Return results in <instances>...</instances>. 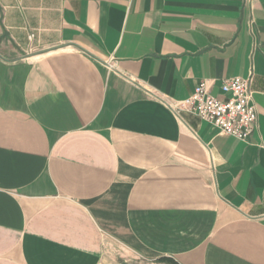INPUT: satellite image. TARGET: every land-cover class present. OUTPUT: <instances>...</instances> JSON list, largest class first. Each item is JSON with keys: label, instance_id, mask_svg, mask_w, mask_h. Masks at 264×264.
<instances>
[{"label": "crops", "instance_id": "1", "mask_svg": "<svg viewBox=\"0 0 264 264\" xmlns=\"http://www.w3.org/2000/svg\"><path fill=\"white\" fill-rule=\"evenodd\" d=\"M235 77L247 142L169 106ZM165 259L264 264V0H0V264Z\"/></svg>", "mask_w": 264, "mask_h": 264}, {"label": "built area", "instance_id": "2", "mask_svg": "<svg viewBox=\"0 0 264 264\" xmlns=\"http://www.w3.org/2000/svg\"><path fill=\"white\" fill-rule=\"evenodd\" d=\"M210 89V81H201L188 99L169 106L175 112L195 114L222 134L247 142L257 128L258 118L252 103L250 80L235 77L222 81L220 89L225 100L214 97Z\"/></svg>", "mask_w": 264, "mask_h": 264}, {"label": "trees", "instance_id": "3", "mask_svg": "<svg viewBox=\"0 0 264 264\" xmlns=\"http://www.w3.org/2000/svg\"><path fill=\"white\" fill-rule=\"evenodd\" d=\"M165 261V263H167V264H176L173 260H171V259H165L164 260Z\"/></svg>", "mask_w": 264, "mask_h": 264}]
</instances>
